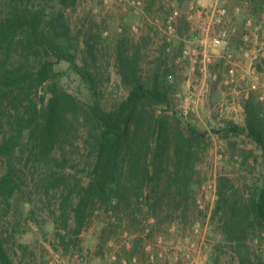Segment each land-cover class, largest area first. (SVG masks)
I'll list each match as a JSON object with an SVG mask.
<instances>
[{
    "label": "rangeland",
    "instance_id": "rangeland-1",
    "mask_svg": "<svg viewBox=\"0 0 264 264\" xmlns=\"http://www.w3.org/2000/svg\"><path fill=\"white\" fill-rule=\"evenodd\" d=\"M222 1L77 0L65 10L77 63L92 74L96 98L104 107L113 109L129 96L131 87L124 80L122 63L132 62L144 83H150L159 73L160 80L169 88L172 105L151 103L146 108L149 112L170 115L166 122L173 129L176 122L171 115L176 110L181 117L184 115L185 122L206 135L196 150L194 167L188 172V189L183 199L187 203L185 213H160L153 218L146 209H137L134 217L116 214L111 217L107 206L97 203L94 214L80 232L74 229L72 219L61 218V201L67 183L72 186L88 183V165L94 157L90 134L94 130L86 104L94 99L93 92L68 62L56 63L33 39L30 47L29 26L18 32L10 58L2 54L9 61L8 66L35 69L43 59H52L56 63L54 79L76 97L79 106L77 110H69L68 122L50 153L57 159L67 157V166L53 162L47 165L37 145L30 149L21 143V148L26 149L21 164L18 161L21 189L10 204L0 199V239L12 264H122L125 261L130 264L134 256L139 264H242L244 256L264 264V239L251 236L234 250L223 236L222 214L213 218L220 179H230L236 189L248 194L257 177L254 173H259L254 163L262 156L261 148L246 135L227 137L217 131L227 121L241 127L246 125L244 101L252 95L264 104L260 99L264 94V71L261 75L253 72L257 61L264 60V0H257L258 10L252 0L249 5L244 0H227L233 20L239 26L252 18L258 28L248 48L241 36L232 41L240 74L232 86L224 83L228 71L224 51L205 46V35L188 20L190 12L198 14L201 9ZM40 6L51 13L54 4L52 0H0V20L14 7L25 11ZM237 9L240 12L236 13ZM172 16H176L173 36L168 32ZM245 50L253 52L252 59L244 58ZM204 54L214 60L206 70H203ZM214 73L219 75L218 81H213ZM44 97L46 101L49 98L47 83L32 96L38 103ZM5 103L1 110L4 125L0 139L5 133L17 134L22 127L19 115L28 111L29 104L26 100ZM167 156L162 157L166 163L162 176L155 175L146 195L133 196L132 203L144 205L161 197L167 175L174 169V159ZM246 157L249 162L244 161ZM154 169L159 168L151 165V170ZM6 171L7 158L0 155V179ZM262 171L264 183V167ZM54 176L64 180L53 184ZM120 203L127 208L125 203L131 202ZM198 222L201 228L196 233L194 225ZM58 234L65 236L66 242ZM254 237H257L255 241Z\"/></svg>",
    "mask_w": 264,
    "mask_h": 264
},
{
    "label": "trees",
    "instance_id": "trees-1",
    "mask_svg": "<svg viewBox=\"0 0 264 264\" xmlns=\"http://www.w3.org/2000/svg\"><path fill=\"white\" fill-rule=\"evenodd\" d=\"M52 2L54 6L51 13H46V7L43 6L37 10L25 11L14 7L6 18L0 20V133L4 125L1 110L5 101L29 102L28 111L19 115L22 127L17 134L10 136L5 133L0 139V155L7 158V171L0 179V199L10 204L16 192L21 189L18 161L21 164L20 158L25 155L26 150L21 148V143H25L24 146L30 149L37 145L47 165L53 162L67 166V157L57 159L50 155L60 132L68 122L69 110H77L79 106L76 97L63 90L54 79L57 76L53 75L55 64L65 61L87 81L93 92L94 99L86 104V108L94 130L90 134L94 157L88 165L87 184L78 182L76 186H72L67 183L62 195L61 218L66 221L72 219L74 229L80 232L94 214L97 203L107 206L111 217L115 214L119 217H134L137 209H146L153 218H157L160 213H185L187 203L183 199L187 194L185 190L188 189V172L194 167L196 150L199 143L206 139V135L198 127L185 122L184 115L181 117L176 110L171 115L176 122L173 129L166 122L170 115L157 116L149 112L146 108L151 103L172 105L169 88L160 80L159 73L150 83H144L132 62L128 65L125 61L122 63L124 80L131 87L129 96L113 109L104 107L96 98V82L92 74L77 63L74 39L65 14V10L77 0ZM256 3L257 0H252L253 7L258 10ZM27 26L30 28V47L33 39L44 48L47 56L57 60L56 63L52 59H43L35 69L8 66L9 61L2 54L10 58V51L17 43L18 32ZM256 68L262 73L264 60L257 61ZM46 83L48 100L44 97L40 103L35 102L33 94L38 93ZM244 109V127L227 121L217 131L227 137L233 134L246 135L262 150L261 159L254 163V168L259 173H254L257 177L248 194L241 193L226 177L221 178L218 184L219 200L213 218L222 214L220 224L223 236L226 244L234 250L245 244L246 239L251 236L264 239V183L261 178L263 173H260L264 167V104L252 95L244 101ZM163 156L174 159V169L167 175L163 194L153 203H132L133 196L142 198L146 195L148 187L155 181V175L159 178L162 176L163 166H166L162 161ZM248 160L246 157L244 161L249 162ZM151 165L159 169L152 171ZM62 180L63 177L55 176L52 179L53 184ZM124 200L131 202L125 203L127 208L122 207L124 203H120ZM58 236L66 242L65 236ZM222 245L226 246L225 243ZM0 261L2 264H12L1 239ZM241 262L262 264L260 260L249 259L247 256Z\"/></svg>",
    "mask_w": 264,
    "mask_h": 264
},
{
    "label": "built area",
    "instance_id": "built-area-1",
    "mask_svg": "<svg viewBox=\"0 0 264 264\" xmlns=\"http://www.w3.org/2000/svg\"><path fill=\"white\" fill-rule=\"evenodd\" d=\"M250 1L251 0H244V2L248 5L250 4ZM227 4L228 1L223 0L221 4L217 3L211 5L210 7L201 9L198 14L195 12H190L188 15V20L191 23H194L196 27L205 35V39L203 40L205 46L212 48L214 51H224L223 58L227 64L228 71L226 76H224L225 79H223L226 85L232 86L236 79L240 77V74L238 72L239 64L237 53L231 49V46L233 44L232 41L236 37L241 36L244 45H246L248 48L253 41L252 34L255 33L258 28L255 26L254 20L252 18L246 19L244 22V26H239L233 20L234 15L231 14ZM238 12H240V9H237L236 13ZM171 21L172 24L168 27V32L171 36H173L176 31V16H172ZM242 55L247 59L253 58V52H251L250 50H245ZM255 58L256 59L254 60H258V57ZM213 61L214 60L211 56H208V54H204L203 63L205 67L203 70H206L208 65H210ZM212 78L213 81H218L219 75L214 73L212 74ZM169 79H172V76H169ZM256 79H258V77H256ZM254 87L256 88V85H254ZM260 99L264 102V94L260 96ZM200 207L203 208L202 205ZM200 228L201 224L199 222L194 225V230L196 233H199ZM192 246L194 245L192 244ZM76 256L79 257L78 255ZM112 258L113 260H117L116 255H112ZM191 258V254H187V259L190 260ZM152 259L154 260L153 256ZM122 264L129 263L125 261L124 263L122 262ZM130 264H139L138 258L133 257L130 261Z\"/></svg>",
    "mask_w": 264,
    "mask_h": 264
},
{
    "label": "crops",
    "instance_id": "crops-1",
    "mask_svg": "<svg viewBox=\"0 0 264 264\" xmlns=\"http://www.w3.org/2000/svg\"><path fill=\"white\" fill-rule=\"evenodd\" d=\"M252 42H253V41H252ZM253 72H255V73L258 74V75H261V73L257 70L256 66H255V71H254V69H253ZM243 110H245V109L243 108ZM260 159H261V157H258L257 160H260ZM262 170H263V168H262Z\"/></svg>",
    "mask_w": 264,
    "mask_h": 264
}]
</instances>
